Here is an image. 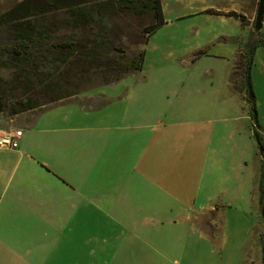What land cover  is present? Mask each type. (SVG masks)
<instances>
[{"label":"crops","instance_id":"obj_1","mask_svg":"<svg viewBox=\"0 0 264 264\" xmlns=\"http://www.w3.org/2000/svg\"><path fill=\"white\" fill-rule=\"evenodd\" d=\"M253 4L160 0L164 23L147 37L141 70H155L145 67L153 34L180 30L168 57L195 65L187 76L205 84L190 116L149 118L119 79L0 117V132H20L16 148H0V264H155L172 249L173 264L263 263L262 158L242 76ZM191 15L200 21H172ZM257 53L250 78L264 140ZM187 232L197 244L170 246Z\"/></svg>","mask_w":264,"mask_h":264},{"label":"rangeland","instance_id":"obj_2","mask_svg":"<svg viewBox=\"0 0 264 264\" xmlns=\"http://www.w3.org/2000/svg\"><path fill=\"white\" fill-rule=\"evenodd\" d=\"M83 1L0 0V97L5 102V107L0 111L1 118L12 116L9 114L10 105L16 100L29 98L36 103L46 102L45 105L55 102H49L57 94L54 84L61 88L66 86L69 91H76L78 94L114 82L111 80L113 75L122 73L131 61L137 62L139 55L144 52L148 37L144 28L154 21V11L123 8L117 0H87L84 7L82 6L86 10L83 18L76 20L72 10H78L77 6ZM50 4L55 7H51ZM257 5L258 0H254L252 33L255 32L253 25ZM33 13H35L33 16H29ZM20 15L32 21L35 32L31 51L39 65L32 70L30 78L24 77L9 56L15 41L14 23L11 20ZM217 19L212 18L214 21ZM172 21L198 22L200 18L191 15ZM179 31L165 26L151 37L145 67L153 66L157 72L148 68L145 71L141 70L142 73L134 74L133 71L119 81V87H135L138 94L143 96L144 99L139 101V110L140 113L141 110L148 113L149 118L157 119L160 114L174 118L190 116L192 107L198 99L194 88L196 85H205L204 78L192 76V73L187 76L185 71H192L195 65L188 67L186 61H176L168 57L171 51L172 55L175 54L176 51L173 49L179 46V40L177 43L169 37L180 33ZM37 32L41 34L37 35ZM252 38L257 40L255 50L258 49V56L264 55V48L260 44V40L264 39V27ZM66 44L71 46L58 51L57 45ZM95 44L100 46L93 51ZM262 68L260 64L255 67L258 77L255 80L258 102L264 100V84L258 73ZM50 84L51 89L44 92V87ZM253 96L255 99L254 90ZM255 109L257 114V108ZM185 229L189 231L190 227L186 226ZM195 238L187 232L186 238H182L180 242L172 237L171 240L157 238L156 243L167 245L166 240H169L170 246L185 244L186 247H193L197 244ZM176 255L178 254L173 249L169 253L170 260L162 261L156 255L155 264H173V257Z\"/></svg>","mask_w":264,"mask_h":264},{"label":"trees","instance_id":"obj_3","mask_svg":"<svg viewBox=\"0 0 264 264\" xmlns=\"http://www.w3.org/2000/svg\"><path fill=\"white\" fill-rule=\"evenodd\" d=\"M117 1L123 8H127V9H140L141 8V9H151L154 11V16H155L154 21L148 24L144 28V31L147 34V36L153 33L159 26H161L164 23L160 0H117ZM86 2L87 0H84L81 5L79 4L77 6L78 10H72L76 20H81L83 18L82 15L86 11L85 8H83L84 7L83 5ZM50 5L53 8L55 7L53 4H50ZM96 12L98 14L97 9H96ZM207 13L218 14V12L214 10H207ZM34 14L35 13L29 14V16H33ZM227 15L238 16L241 19V21H243V16L238 15L236 12H228ZM11 21H13L14 23L13 27L15 31L14 33L15 41L13 42L11 46L9 56L11 60L15 62L14 64L20 68V70L22 71L21 73H23L24 77L30 78L31 77L30 74L33 73L32 70L36 69V67L39 65V64L37 65V63L35 62V57H33V53L31 51V48L33 45L32 42L34 40V34H35L34 26L31 20L26 19V16H22V15L18 16L17 18H13ZM255 33L256 32H253L252 36H254ZM40 34L41 32H37V35H40ZM262 43H263L262 40H260V44ZM70 46L71 44L70 45H67V44L57 45V47L59 48L58 51L62 50L65 47L69 48ZM99 46H100L99 44L98 45L95 44L92 50L93 51H95L94 49L97 50ZM256 47H257V40H255V38H251L250 45L248 48V53H247V59L245 60L243 71H242V76L245 82L247 93L250 94L253 97V99H254V96H253V89H252L251 78H250V69H251L254 50ZM142 57H143V53L139 55L137 62L134 63L133 61H131V63L128 64L127 68H125L124 71H122V73L113 75L111 80L112 81L119 80L125 77L126 75L132 73L133 71L141 70L142 69ZM49 63H51V61H49ZM54 87H55V91L57 92V94L55 95V97L50 99L49 102L58 101L60 99L72 96L77 93L76 91H71V90L69 91L66 88V86H63L65 88H61L60 86L54 84ZM46 89H51V84L48 86H45L43 91L47 92L48 90ZM246 101L249 105L250 115L253 120V137L256 141L258 153L262 158V172H261V177H260V182H259L260 203H261V200L264 194V187H263V183H264V140L261 134L259 133V131L257 130L260 128V123L258 122V119H257L254 100L251 101L248 98H246ZM45 104L46 102H40V103L33 102L29 98H26L25 100H22V99L16 100L10 105L9 114L15 115L17 113H20L26 110L38 108ZM3 107H5V102L3 101V98L0 97V111L3 109ZM263 215H264V208H263ZM263 260H264V248H263Z\"/></svg>","mask_w":264,"mask_h":264},{"label":"water","instance_id":"obj_4","mask_svg":"<svg viewBox=\"0 0 264 264\" xmlns=\"http://www.w3.org/2000/svg\"><path fill=\"white\" fill-rule=\"evenodd\" d=\"M263 16H264V0H258V5L256 9L255 19H254V25H253V29L255 32H258L261 30L263 26ZM248 99L252 101L253 97L250 94H248ZM263 187H264V183H263ZM263 208H264V194H263L261 203L259 205V214L264 224ZM262 264H264V260Z\"/></svg>","mask_w":264,"mask_h":264},{"label":"built area","instance_id":"obj_5","mask_svg":"<svg viewBox=\"0 0 264 264\" xmlns=\"http://www.w3.org/2000/svg\"><path fill=\"white\" fill-rule=\"evenodd\" d=\"M19 131L8 130L0 132V148H16L18 146L17 138Z\"/></svg>","mask_w":264,"mask_h":264}]
</instances>
